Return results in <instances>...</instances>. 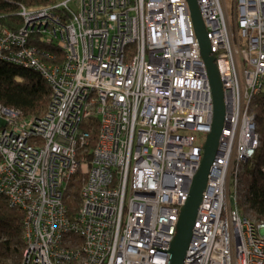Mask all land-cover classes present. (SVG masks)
Here are the masks:
<instances>
[{"label":"built area","instance_id":"2783aa9c","mask_svg":"<svg viewBox=\"0 0 264 264\" xmlns=\"http://www.w3.org/2000/svg\"><path fill=\"white\" fill-rule=\"evenodd\" d=\"M197 4L226 123L184 264H264V221L239 210L237 188L261 145L264 0H231V13L228 0ZM18 16L17 30L0 26V60L39 72L53 94L40 118L0 104V198L25 215L20 264H169L214 116L187 0H63Z\"/></svg>","mask_w":264,"mask_h":264},{"label":"trees","instance_id":"16d2710c","mask_svg":"<svg viewBox=\"0 0 264 264\" xmlns=\"http://www.w3.org/2000/svg\"><path fill=\"white\" fill-rule=\"evenodd\" d=\"M62 1L0 0V26L14 30L21 27L23 20L18 16V12L22 6L40 10L58 5ZM57 13L62 15L63 21L68 22L70 15L67 12L58 9ZM31 39L39 49L54 52L57 63L63 61V52L55 46L47 48L37 32L32 33ZM52 97L50 84L39 72L0 60V104L2 106L18 110L23 118H40L48 108ZM253 108L261 145L255 151L254 157L244 164L239 176L238 208L243 214H250L257 221H264V93L254 99ZM79 189L80 185L76 191L70 192L68 207L72 216L80 207ZM24 216L22 210L11 208L5 198H0V264L21 263L26 246L23 231Z\"/></svg>","mask_w":264,"mask_h":264},{"label":"water","instance_id":"95a60500","mask_svg":"<svg viewBox=\"0 0 264 264\" xmlns=\"http://www.w3.org/2000/svg\"><path fill=\"white\" fill-rule=\"evenodd\" d=\"M187 3L191 12V20H193L194 32H196V37L200 44V52L207 67L210 87H212L214 116L211 132L207 135L204 142L201 168L194 175L189 188V194L180 211L181 214L177 222L174 240L169 247V264H184L188 245L193 236L192 232L195 227V220L198 214L197 211L202 203L203 194L206 191L209 180L208 177L211 175L212 164L216 160L220 145L219 140L226 123L224 89L221 84L218 67L215 64V56L211 53L212 50L211 43L208 40V32L206 31L204 20H202L197 0H187Z\"/></svg>","mask_w":264,"mask_h":264},{"label":"rangeland","instance_id":"374dc122","mask_svg":"<svg viewBox=\"0 0 264 264\" xmlns=\"http://www.w3.org/2000/svg\"><path fill=\"white\" fill-rule=\"evenodd\" d=\"M228 7H229V11H230V13L232 12V7H231V0H228ZM72 9H75V5H74V3H73V5H72ZM206 137H207V135L206 134H203V135H197V140H198V142H203L204 141V139H206ZM248 218H253V219H255L253 216H251L250 214L247 216Z\"/></svg>","mask_w":264,"mask_h":264}]
</instances>
